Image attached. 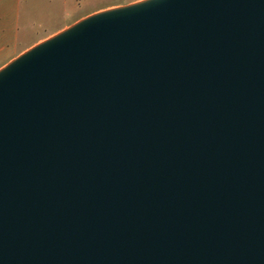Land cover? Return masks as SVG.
Here are the masks:
<instances>
[{
  "label": "water",
  "instance_id": "95a60500",
  "mask_svg": "<svg viewBox=\"0 0 264 264\" xmlns=\"http://www.w3.org/2000/svg\"><path fill=\"white\" fill-rule=\"evenodd\" d=\"M0 264H264V0H137L0 66Z\"/></svg>",
  "mask_w": 264,
  "mask_h": 264
},
{
  "label": "crops",
  "instance_id": "0c3cea01",
  "mask_svg": "<svg viewBox=\"0 0 264 264\" xmlns=\"http://www.w3.org/2000/svg\"><path fill=\"white\" fill-rule=\"evenodd\" d=\"M71 6L73 0H0V66L59 30L61 24L54 26L52 18Z\"/></svg>",
  "mask_w": 264,
  "mask_h": 264
},
{
  "label": "rangeland",
  "instance_id": "374dc122",
  "mask_svg": "<svg viewBox=\"0 0 264 264\" xmlns=\"http://www.w3.org/2000/svg\"><path fill=\"white\" fill-rule=\"evenodd\" d=\"M74 7L63 9L62 7L58 10V15L55 14L52 18L54 26L61 24V28L67 26L78 18L89 14L91 12L117 6L121 4L130 3L137 0H73ZM62 6V5H61ZM65 24V25H64ZM64 25V26H62ZM37 28V27H36ZM38 30V28H37Z\"/></svg>",
  "mask_w": 264,
  "mask_h": 264
}]
</instances>
